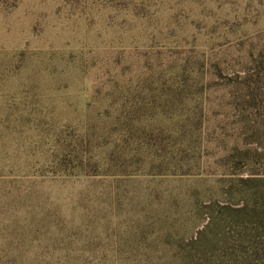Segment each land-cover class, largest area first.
Returning <instances> with one entry per match:
<instances>
[{
    "label": "rangeland",
    "instance_id": "374dc122",
    "mask_svg": "<svg viewBox=\"0 0 264 264\" xmlns=\"http://www.w3.org/2000/svg\"><path fill=\"white\" fill-rule=\"evenodd\" d=\"M239 258L264 264V0H0V264Z\"/></svg>",
    "mask_w": 264,
    "mask_h": 264
},
{
    "label": "trees",
    "instance_id": "16d2710c",
    "mask_svg": "<svg viewBox=\"0 0 264 264\" xmlns=\"http://www.w3.org/2000/svg\"><path fill=\"white\" fill-rule=\"evenodd\" d=\"M245 233H246L245 231L239 233V234H241V235L244 237L245 242L252 243V241H255V237H254L255 235L252 236V237H250V238H248V236H246ZM258 247H260V244H258ZM239 263H240V264H245V263H244V258H241V259L239 258Z\"/></svg>",
    "mask_w": 264,
    "mask_h": 264
}]
</instances>
